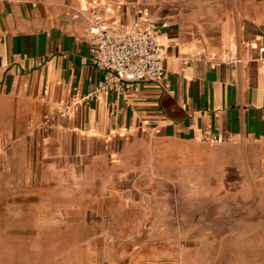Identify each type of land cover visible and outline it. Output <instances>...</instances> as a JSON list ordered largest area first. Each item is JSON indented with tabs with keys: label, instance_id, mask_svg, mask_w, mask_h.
Segmentation results:
<instances>
[{
	"label": "crops",
	"instance_id": "obj_1",
	"mask_svg": "<svg viewBox=\"0 0 264 264\" xmlns=\"http://www.w3.org/2000/svg\"><path fill=\"white\" fill-rule=\"evenodd\" d=\"M91 1L0 0V130L43 132L56 166L105 163L86 252L98 264H190L210 219L264 211V0H104L119 27L152 25L166 52L163 80L127 101L85 100L104 75ZM231 40L239 65L222 60Z\"/></svg>",
	"mask_w": 264,
	"mask_h": 264
},
{
	"label": "rangeland",
	"instance_id": "obj_2",
	"mask_svg": "<svg viewBox=\"0 0 264 264\" xmlns=\"http://www.w3.org/2000/svg\"><path fill=\"white\" fill-rule=\"evenodd\" d=\"M29 133L12 140L0 130V264H98L86 252L100 227L91 214L103 209L105 163L45 162L43 132ZM225 214L191 238L190 264H264V211Z\"/></svg>",
	"mask_w": 264,
	"mask_h": 264
},
{
	"label": "built area",
	"instance_id": "obj_3",
	"mask_svg": "<svg viewBox=\"0 0 264 264\" xmlns=\"http://www.w3.org/2000/svg\"><path fill=\"white\" fill-rule=\"evenodd\" d=\"M90 12L87 36L91 42L92 64L104 75L85 100L114 95L127 101L140 83L163 80L167 57L152 25L134 23L119 27L110 18L111 13L104 0H92ZM222 60L230 65L242 63L237 42H229Z\"/></svg>",
	"mask_w": 264,
	"mask_h": 264
}]
</instances>
